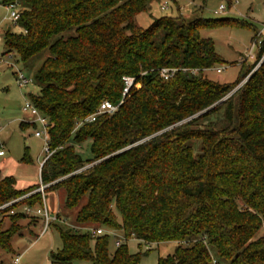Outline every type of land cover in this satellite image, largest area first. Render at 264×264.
<instances>
[{
  "label": "trees",
  "instance_id": "16d2710c",
  "mask_svg": "<svg viewBox=\"0 0 264 264\" xmlns=\"http://www.w3.org/2000/svg\"><path fill=\"white\" fill-rule=\"evenodd\" d=\"M154 1L0 0L19 11L16 31H2L3 53L23 63L44 54L28 97L48 120L51 152L39 184L17 189L0 172L1 249L11 250L21 208L41 204L33 191L43 184L45 195L64 191L61 219L74 212L73 226L51 223L62 244L53 264H139L149 252L110 250L109 233L81 227L133 236L139 248L177 242L157 264H264V39L235 82L208 80L203 71L221 58L200 30L245 22L177 14L143 28L135 19ZM167 67L177 71L164 80ZM124 77L134 81L123 96ZM105 100L122 102L78 125ZM86 140L84 160L76 146Z\"/></svg>",
  "mask_w": 264,
  "mask_h": 264
},
{
  "label": "rangeland",
  "instance_id": "374dc122",
  "mask_svg": "<svg viewBox=\"0 0 264 264\" xmlns=\"http://www.w3.org/2000/svg\"><path fill=\"white\" fill-rule=\"evenodd\" d=\"M162 2L163 0H157L151 3L146 12L140 13L136 17V23L145 28L151 23V16H175L177 14L186 20L200 17L206 19L232 18L245 22L244 25L231 23L200 30L201 36L212 39L214 50L221 58L220 63L203 71V76L208 80L233 83L242 69L244 67L246 69L256 59L259 44L264 39V0H231L229 4L227 0H206L204 4L198 0L195 2L173 0L174 3L170 2L164 10L160 7ZM220 4L225 5V10L215 13ZM6 13V8L0 5L1 33L8 28L15 31L17 29L15 24L3 19ZM255 32L259 34L256 43L252 42ZM3 52V44H0V54H2L3 60L0 63V149L5 152L3 156H0V170L15 179L17 189H23L40 183V161L44 157V140L43 137L34 135V131L41 129L39 123H36L35 126L29 125L24 130L20 128V123L23 120L30 124L27 120L29 114L22 110L24 99L28 97L29 92L37 94L38 87L32 83L20 88L16 83L15 73L19 70L27 76H33L44 54L23 63L19 60L16 52L10 53L12 57H8L9 55L3 54ZM249 54L255 58L249 57ZM217 68H220L221 71L217 72ZM242 84L243 82L239 86ZM90 142V140H86L76 146V150L84 160L91 157ZM26 147L27 159L24 160ZM64 201L62 189L46 193V205L49 210H52L55 215L59 212L56 215L57 220L54 222L57 224L56 226L63 229L73 226L74 219V212L67 210L64 213L66 218L61 219L60 209H62ZM21 211L23 212V207ZM19 224L21 226L19 231L11 239V250L5 251L0 248V264H12L13 259L17 256H20L18 264H53L50 253L57 251L62 246L56 227L51 224L42 233L43 217L33 214L19 220ZM9 225V218L4 217L3 227L7 228ZM81 229L85 231L87 228L81 227ZM258 234H264V230L261 229ZM123 242L126 243L130 253L139 251L145 253L149 250L147 254L141 256L139 264H157L159 257L171 255L178 244L174 241L149 245L141 243L139 248L140 241L133 236ZM114 247L112 238L109 249L113 250ZM72 264H84V262L74 261Z\"/></svg>",
  "mask_w": 264,
  "mask_h": 264
},
{
  "label": "built area",
  "instance_id": "2783aa9c",
  "mask_svg": "<svg viewBox=\"0 0 264 264\" xmlns=\"http://www.w3.org/2000/svg\"><path fill=\"white\" fill-rule=\"evenodd\" d=\"M170 2H171V0H163V2L161 3V6H160L161 9L162 10L166 9L169 6ZM4 7L6 8L7 13L3 17V19L10 21L12 24H16V22L19 18V11H18L17 5L11 4V5H7ZM225 8L226 7L224 4H220L218 6V8L215 10V13H221L225 10ZM0 44H2V33H1V31H0ZM10 53H7L9 55L8 57H12V55ZM252 56H253L252 54H249V57H252ZM2 61H3L2 60V54H0V63ZM9 65H12V64H9ZM176 71H177L176 68H168L167 67V68H162L159 73H160L161 78H163L164 80H167V79H170ZM216 71L220 72L221 69L217 68ZM15 74H16V79H15L16 83L20 88L26 87L29 84L34 83L32 76H27L19 70ZM133 81H134L133 78L124 77L125 88H124L123 96L127 93L128 89L132 86ZM121 102H122V100L117 104H113L107 100L101 102L99 107L96 109V111H94L92 114L88 115L83 121L79 122L78 125H80L82 122L94 121L95 118L100 114H103V113L111 114V113H113L114 111H116L118 109ZM22 110H23V112H26L29 114L30 117H29L28 121L30 122L31 125L35 126L36 123H39L41 126L40 130L34 131V135L36 137H43V140H44V146H43L44 157L40 161V167H41V165L45 162V160L51 155V152L49 151V148H48V142H49L48 141V120L33 105V103L30 101L29 97L24 99V104L22 106ZM3 154H4V151L0 150V155H3ZM46 186L47 185L40 184V187L38 189H36L35 191H33V192L39 191L41 193L42 198H41V204L40 205H36V206L24 205L23 206V213L24 214H26V215H30V214L40 215L43 217V229L41 231L42 233L47 230V228L51 225L52 222L57 220L55 213L50 211L48 206L46 205L47 204L46 203V195L44 192V188ZM33 192H30L23 197H26ZM19 199H21V198H19ZM19 199H17V200H19ZM17 200H14V201H17ZM6 205H4V206H6ZM4 206H1L0 209L3 208ZM87 230L92 235H101L103 233H109L113 238V242H114L115 247H118L123 242L122 236L118 232H116L115 230H107L103 227L87 228ZM19 261H20V256H17L13 259L12 264H18ZM212 263L215 264V261L213 260Z\"/></svg>",
  "mask_w": 264,
  "mask_h": 264
},
{
  "label": "crops",
  "instance_id": "0c3cea01",
  "mask_svg": "<svg viewBox=\"0 0 264 264\" xmlns=\"http://www.w3.org/2000/svg\"><path fill=\"white\" fill-rule=\"evenodd\" d=\"M30 117V116H29ZM29 117L27 118V120L29 119ZM26 120H23L22 122H25ZM0 150H2V149H0ZM4 154H5V152H4ZM3 154V155H4ZM3 155H0V156H3ZM0 172H1V174H2V176H9L7 173H5V172H3V171H1L0 170ZM24 189V188H23ZM52 211V210H51Z\"/></svg>",
  "mask_w": 264,
  "mask_h": 264
}]
</instances>
